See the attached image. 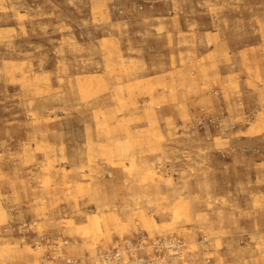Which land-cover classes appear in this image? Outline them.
<instances>
[{
  "label": "rangeland",
  "instance_id": "1",
  "mask_svg": "<svg viewBox=\"0 0 264 264\" xmlns=\"http://www.w3.org/2000/svg\"><path fill=\"white\" fill-rule=\"evenodd\" d=\"M22 224L264 264V0H0V264H66Z\"/></svg>",
  "mask_w": 264,
  "mask_h": 264
},
{
  "label": "built area",
  "instance_id": "2",
  "mask_svg": "<svg viewBox=\"0 0 264 264\" xmlns=\"http://www.w3.org/2000/svg\"><path fill=\"white\" fill-rule=\"evenodd\" d=\"M208 122L214 121L201 120L199 125L202 127ZM214 124H212L213 126ZM208 127V126H207ZM206 127V128H207ZM27 225L18 227V234H21L32 242L34 248L42 247L45 249L44 257L51 263L64 262L66 264H170V239L160 237L154 242V251L156 257H150L146 253L141 254L142 248L138 246L135 240L126 239L123 243L113 249L100 250L96 258L86 256L85 259H75L68 256L66 251L67 242H64V247H61L57 240L50 239L48 236L29 238ZM30 228V227H29Z\"/></svg>",
  "mask_w": 264,
  "mask_h": 264
},
{
  "label": "bare ground",
  "instance_id": "3",
  "mask_svg": "<svg viewBox=\"0 0 264 264\" xmlns=\"http://www.w3.org/2000/svg\"><path fill=\"white\" fill-rule=\"evenodd\" d=\"M175 216H178L177 212H174ZM142 219L144 220V222H146L145 217H142ZM99 225L100 222L98 221L97 218H93L92 220H90L89 225L86 227L87 231L90 232H94V231H99Z\"/></svg>",
  "mask_w": 264,
  "mask_h": 264
}]
</instances>
